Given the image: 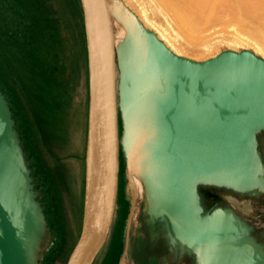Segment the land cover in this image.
<instances>
[{
  "label": "water",
  "instance_id": "95a60500",
  "mask_svg": "<svg viewBox=\"0 0 264 264\" xmlns=\"http://www.w3.org/2000/svg\"><path fill=\"white\" fill-rule=\"evenodd\" d=\"M88 57L84 204L66 264H93L110 233L120 186L130 197L118 264H126L139 199L154 242L187 264H264V237L233 200L264 197V59L223 51L194 61L172 52L121 0H79ZM117 20L123 36L117 42ZM136 45V46H135ZM145 106L172 174L157 211L130 182L122 138ZM134 132V131H133ZM29 160L0 90V264H40L50 242Z\"/></svg>",
  "mask_w": 264,
  "mask_h": 264
},
{
  "label": "rangeland",
  "instance_id": "374dc122",
  "mask_svg": "<svg viewBox=\"0 0 264 264\" xmlns=\"http://www.w3.org/2000/svg\"><path fill=\"white\" fill-rule=\"evenodd\" d=\"M121 1L158 39L156 29L157 32L161 30L162 33L165 32L166 37H169L168 39L182 51L184 58L205 61L223 51L243 50L251 51L263 58L256 49V43H261L259 38V40L257 38L251 40L246 32H234L233 27L229 25L193 26L186 11L165 0ZM253 1L260 22L264 23V0ZM28 2H33L35 7L46 8L47 15L51 13L52 29L56 36L55 49L59 45L57 51L61 55L62 63L59 61L61 64L59 71L53 70L54 72L52 71L50 75L47 73V76L51 77L55 74L61 82L49 81L41 85L39 83L41 81H38L37 95L29 99V104L23 101L19 92L15 93L16 95L13 94L10 78L3 75L1 71L0 85L12 102L13 110L10 105L9 107L23 150L28 156L33 191L39 194L36 200L41 203L51 233L50 242L40 264H66L81 230L85 187L87 89L79 35L80 14L77 12L76 0H31ZM146 19L152 21V25L155 24L154 28L146 24ZM235 28L238 27L235 26ZM242 39L246 41L241 42ZM122 172L121 165L117 206L105 246L109 241L113 243L122 241L129 214L130 197L128 198L124 193L125 181ZM258 200L235 198L232 202L233 209L252 223L246 215ZM142 208V203L138 199L132 218L130 238L140 234L154 242L145 226ZM255 228V237L257 239L264 237V233L257 236ZM104 264H116V256L108 257Z\"/></svg>",
  "mask_w": 264,
  "mask_h": 264
},
{
  "label": "bare ground",
  "instance_id": "6f19581e",
  "mask_svg": "<svg viewBox=\"0 0 264 264\" xmlns=\"http://www.w3.org/2000/svg\"><path fill=\"white\" fill-rule=\"evenodd\" d=\"M165 1H168L169 4L174 3V5H178L186 11L190 16L193 26L229 25L233 27L232 31L234 32H246L247 37L249 36L251 40L259 38L261 43H256V49L264 59V23L260 22L253 0ZM145 22L152 27L155 25H152V21L150 22L147 19ZM235 26L238 28H235ZM156 33L159 40L165 42L175 54L179 56L183 55L182 51L168 39L169 37H166L165 32L162 33V30L161 32H157L156 29ZM122 36L123 31L117 20V42L120 41ZM242 41L246 40L242 39ZM196 59L192 58L191 60L198 61ZM140 110L141 113L138 110V114L136 115L137 120H135L132 126L134 132L126 134L121 141L128 158L130 182L137 195L139 194L145 200L146 209L155 212L159 208H163L171 203L173 179L171 172L167 169V165L160 156L159 146L155 137L157 134L155 130L153 133L150 130L151 125L154 124L151 112L145 106H141Z\"/></svg>",
  "mask_w": 264,
  "mask_h": 264
},
{
  "label": "trees",
  "instance_id": "16d2710c",
  "mask_svg": "<svg viewBox=\"0 0 264 264\" xmlns=\"http://www.w3.org/2000/svg\"><path fill=\"white\" fill-rule=\"evenodd\" d=\"M76 4L79 13L78 0ZM45 9L43 6L36 7V14L28 19L16 0H5L0 5V71L10 78L13 94L19 92L28 104L29 99L37 95L39 83L61 82L55 74L47 76L53 70L59 71L62 61L57 51L59 45L55 49L52 19ZM0 90L11 107L12 102L1 85Z\"/></svg>",
  "mask_w": 264,
  "mask_h": 264
},
{
  "label": "flooded vegetation",
  "instance_id": "af4514ba",
  "mask_svg": "<svg viewBox=\"0 0 264 264\" xmlns=\"http://www.w3.org/2000/svg\"><path fill=\"white\" fill-rule=\"evenodd\" d=\"M246 217L256 226L255 233L260 236L264 233V198L253 204V208ZM123 242L109 241L103 247L99 257L93 264H104L106 259L112 255L116 256V264L123 251ZM126 264H187L178 258L172 259L168 246L163 242H151L143 235H134L130 238L127 248Z\"/></svg>",
  "mask_w": 264,
  "mask_h": 264
},
{
  "label": "crops",
  "instance_id": "0c3cea01",
  "mask_svg": "<svg viewBox=\"0 0 264 264\" xmlns=\"http://www.w3.org/2000/svg\"><path fill=\"white\" fill-rule=\"evenodd\" d=\"M2 1L5 2V0H0V5L2 4ZM16 1L18 4H20V9L26 18L29 19L30 15L36 14L35 5L33 4V2H31L32 4L28 2L31 0H16ZM78 4H79V14H80V33H79V35H80V41H81V46H82V64L84 63L83 67H84V75H85V85H86V89H87L86 118H85L86 119L85 120V123H86L85 126L87 127L88 102H89L88 57H87L83 14H82V9H81L79 0H78ZM49 17L51 18V13H49Z\"/></svg>",
  "mask_w": 264,
  "mask_h": 264
}]
</instances>
